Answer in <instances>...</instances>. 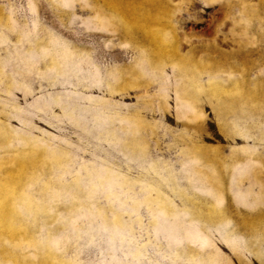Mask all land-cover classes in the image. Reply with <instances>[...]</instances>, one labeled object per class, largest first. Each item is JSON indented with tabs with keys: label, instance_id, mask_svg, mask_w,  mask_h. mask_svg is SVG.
<instances>
[{
	"label": "rangeland",
	"instance_id": "obj_1",
	"mask_svg": "<svg viewBox=\"0 0 264 264\" xmlns=\"http://www.w3.org/2000/svg\"><path fill=\"white\" fill-rule=\"evenodd\" d=\"M0 264H264V0H0Z\"/></svg>",
	"mask_w": 264,
	"mask_h": 264
}]
</instances>
